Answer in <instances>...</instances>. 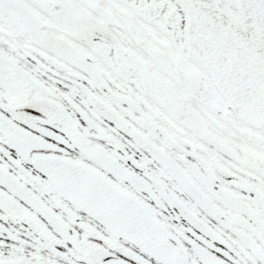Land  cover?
<instances>
[{
  "label": "snow or ice",
  "instance_id": "1",
  "mask_svg": "<svg viewBox=\"0 0 264 264\" xmlns=\"http://www.w3.org/2000/svg\"><path fill=\"white\" fill-rule=\"evenodd\" d=\"M0 264H264V0H0Z\"/></svg>",
  "mask_w": 264,
  "mask_h": 264
}]
</instances>
